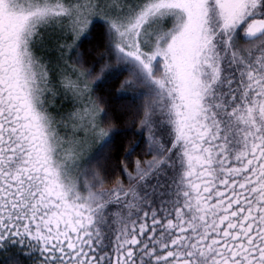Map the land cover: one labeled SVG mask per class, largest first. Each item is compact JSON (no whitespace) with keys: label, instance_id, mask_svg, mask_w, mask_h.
Masks as SVG:
<instances>
[{"label":"snow or ice","instance_id":"6c2138e0","mask_svg":"<svg viewBox=\"0 0 264 264\" xmlns=\"http://www.w3.org/2000/svg\"><path fill=\"white\" fill-rule=\"evenodd\" d=\"M21 251L264 264V0H0V252Z\"/></svg>","mask_w":264,"mask_h":264},{"label":"trees","instance_id":"16d2710c","mask_svg":"<svg viewBox=\"0 0 264 264\" xmlns=\"http://www.w3.org/2000/svg\"><path fill=\"white\" fill-rule=\"evenodd\" d=\"M107 91V89L105 90V92ZM120 103H127V101H120ZM125 120H127V117L124 118ZM130 125L126 124L125 127H128ZM135 131V129H134ZM122 141L124 143L125 146H127L129 141L135 140V137L133 135V132H126L124 135H122ZM145 147V145L141 144V148L137 149V153L133 154V159H135V156L137 154H139L141 152V149H143ZM120 155H123V150H121ZM10 252H17V248L13 247L11 249H9ZM19 256L20 259L23 261V264H31V260L24 254V252H19ZM0 264H6V257L5 254L3 252H0Z\"/></svg>","mask_w":264,"mask_h":264}]
</instances>
